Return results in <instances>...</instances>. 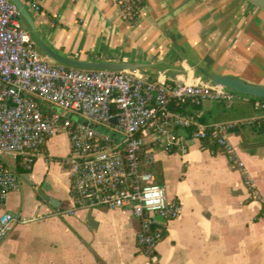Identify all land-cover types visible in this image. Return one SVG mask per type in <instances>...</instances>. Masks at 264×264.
Returning a JSON list of instances; mask_svg holds the SVG:
<instances>
[{"label":"crops","instance_id":"1","mask_svg":"<svg viewBox=\"0 0 264 264\" xmlns=\"http://www.w3.org/2000/svg\"><path fill=\"white\" fill-rule=\"evenodd\" d=\"M20 1L41 39L63 56L146 63L141 69L151 80L160 74L169 80L203 78L208 70L264 84V13L242 0H142L136 21L124 19L114 0ZM20 18L40 53L61 64ZM249 105L237 114L257 115ZM228 106L210 101L187 109L205 123L243 118L229 117ZM231 141L253 186L220 149L213 152L198 141L187 152L155 146L148 169L182 212L163 222L154 261L138 243L140 220L130 209L69 212L70 143L67 132L58 131L20 174L19 188L0 202V216L16 212L30 219L16 223L0 242V264H264V126L239 125Z\"/></svg>","mask_w":264,"mask_h":264},{"label":"built area","instance_id":"2","mask_svg":"<svg viewBox=\"0 0 264 264\" xmlns=\"http://www.w3.org/2000/svg\"><path fill=\"white\" fill-rule=\"evenodd\" d=\"M114 1L124 19L140 16L142 0ZM20 16L11 0H0V202L20 186L17 161L30 170L48 138L65 131L73 202L69 212L96 206L130 209L140 220L138 243L156 261V247L164 237L162 224L178 218L182 204L169 200L165 186L148 169L156 160L155 146L187 152L195 141L202 147L217 145L254 185L231 136L239 125L264 123V99L240 96L202 77L169 80L160 74L151 80L142 69L53 64L37 49ZM239 99L251 102L257 115L205 123L200 115L172 107L210 101L228 105ZM29 220L16 212L2 214L0 242L16 223Z\"/></svg>","mask_w":264,"mask_h":264},{"label":"water","instance_id":"3","mask_svg":"<svg viewBox=\"0 0 264 264\" xmlns=\"http://www.w3.org/2000/svg\"><path fill=\"white\" fill-rule=\"evenodd\" d=\"M20 11L21 16L30 24L32 27L36 39L42 48V50L48 54L50 57L54 58L55 60L73 66V67H81V68H93V69H114V70H123V69H141L146 67L148 64L141 63V62H128V61H121V62H109V61H82L73 58H69L63 56L57 52H55L52 48H50L40 37L38 31L36 30V25L34 20L25 7V5L20 0H11ZM245 4L250 5L251 7L257 9L260 12L264 13V0H242ZM203 78L205 81L213 84L222 86L229 90H232L240 95L255 98V99H264V84L254 82L240 76L235 75H223V74H216L212 73L208 70H203ZM116 118H113V122H116ZM52 204H55V200H51ZM159 221H164V218L160 215L155 216Z\"/></svg>","mask_w":264,"mask_h":264},{"label":"rangeland","instance_id":"4","mask_svg":"<svg viewBox=\"0 0 264 264\" xmlns=\"http://www.w3.org/2000/svg\"><path fill=\"white\" fill-rule=\"evenodd\" d=\"M261 70L264 71V68L262 66H261ZM240 96H243V95H240ZM215 103H218V102L215 101ZM248 104H250V105L247 106V107L249 108V111H251V106L253 108V105L251 104V102L245 101V100H242V99L236 100L232 104V106L226 107L227 113L229 114V117H233V118L243 117L242 119H248V118H250V116H247L248 113L247 114L244 113V115L243 114H240V113L237 114V111L242 108V105L246 106ZM216 108H218L217 105H216ZM253 110H254L255 113L257 112L255 109H253ZM258 113H259V111H258ZM75 118H78V116H75ZM243 125H246L247 126V125H249V123H246V124H243ZM102 130L109 131L107 128H102Z\"/></svg>","mask_w":264,"mask_h":264},{"label":"trees","instance_id":"5","mask_svg":"<svg viewBox=\"0 0 264 264\" xmlns=\"http://www.w3.org/2000/svg\"><path fill=\"white\" fill-rule=\"evenodd\" d=\"M131 21H136V18H134L133 20ZM202 106V105H201ZM201 106H195V108H200ZM174 109L176 110H180L186 114H190V115H194L196 116L194 113H192L191 111H189L187 108H188V105H183V106H172ZM199 120L204 122L205 121V118L203 116L199 117ZM261 126H264V123L261 125ZM210 148H212L213 152H216L217 150H219V147L217 145H211ZM17 171L19 174H21L23 171H24V168L21 166L20 164V160L17 161Z\"/></svg>","mask_w":264,"mask_h":264}]
</instances>
